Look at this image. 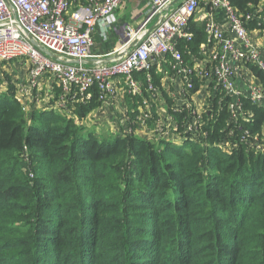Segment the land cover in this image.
Segmentation results:
<instances>
[{"label": "trees", "instance_id": "16d2710c", "mask_svg": "<svg viewBox=\"0 0 264 264\" xmlns=\"http://www.w3.org/2000/svg\"><path fill=\"white\" fill-rule=\"evenodd\" d=\"M229 2L243 20L264 13V0ZM189 32L195 52L205 32ZM13 89L0 91V264H264L263 110L243 100L230 122L224 99L188 132V112L162 108L144 135L100 140L56 95L26 116ZM91 92L69 103L79 119L99 109Z\"/></svg>", "mask_w": 264, "mask_h": 264}, {"label": "built area", "instance_id": "2783aa9c", "mask_svg": "<svg viewBox=\"0 0 264 264\" xmlns=\"http://www.w3.org/2000/svg\"><path fill=\"white\" fill-rule=\"evenodd\" d=\"M125 1L129 0H0V63L26 62L32 85L50 76L67 102H87L95 89L98 102L104 105L114 103L118 95L136 98L143 91L155 95L152 68L167 64L184 81L174 96L180 101L172 109L174 114L188 112L185 125L190 132L201 116L186 101L194 89L186 79L193 70L186 69L178 47L192 40L189 25L203 7L207 36L201 52L207 55L210 69L197 63L194 71L206 80L204 87L223 92L230 122L244 117L243 100L264 111V86L249 80L240 92L236 82L239 69L251 75L253 67L264 74V55L247 29L251 19L264 26L262 16L248 14L243 20L229 0H144L146 13L140 24L115 27L114 13ZM218 12L226 18L224 25L214 18ZM111 31L119 36L115 47L102 54L94 52L96 37L103 45ZM149 118L148 114L137 118L138 126L144 127ZM156 130L162 132L164 124L158 123Z\"/></svg>", "mask_w": 264, "mask_h": 264}, {"label": "rangeland", "instance_id": "374dc122", "mask_svg": "<svg viewBox=\"0 0 264 264\" xmlns=\"http://www.w3.org/2000/svg\"><path fill=\"white\" fill-rule=\"evenodd\" d=\"M262 5L263 3L260 4L259 11L256 12L257 14L261 12ZM250 14L252 13L250 12ZM261 14L262 18H264V13ZM204 15V11H202L200 7L196 11L194 19L198 21L197 19L199 17V23H201L202 26L204 25L203 29L205 30V21L203 20ZM251 20L255 21V19ZM248 26L250 29V32L248 31V35H250L255 40V42L257 41V44L255 43L257 46L260 45V47H264V26L262 25V27H260L258 23L248 24ZM205 36H207L206 33ZM97 40L101 42V39H99L98 36ZM190 42L181 44V51L185 60V67L186 69L193 70L191 78L187 77L186 79L191 81V85L192 87H194V89L195 87L197 89L199 88L200 93H204L203 86L206 83V80H203V78L200 77L201 74H197V71H194V67L191 61L192 58H194L195 63H199L200 65L204 66L206 65L207 69H210V65L205 61L206 54L204 52L191 53L193 50L187 45V43ZM203 45H205V43L200 45L199 50L205 48V46ZM206 46L207 48H209L210 46H212V44L208 43ZM260 50L263 54L264 49ZM169 67L164 70L154 72V86L156 88L155 95L146 96L145 94H143L141 95L142 97L138 96L139 98H137L136 100H134V98L132 97H127L121 100L122 96L118 95L116 97L117 99L114 100V103L113 101L105 103L106 105L100 103L99 109L90 112L83 119H79L73 109L72 110L74 111V114L71 112L72 110H70L69 103L72 106L77 107L76 105L78 104V102H70L71 100L67 102L66 98H64V96H61L63 95V91L54 81H52L50 76L43 77L42 79L38 80L36 84L32 85V83L28 81V64L21 60H19V62L10 61L0 63V91H4L5 89L7 90L9 86H13L14 89L12 92L16 95V97L20 99V101H22V106L26 116H30V112L28 111H31L32 109V111H39L38 109L43 106L47 107L45 109L49 110V107L46 106L45 101L48 99L49 95H56L58 98L55 99V103L61 105L63 108L54 106L55 111L59 112V114L63 113L67 115H74L76 121L79 124L87 127L89 132L98 137V139L109 140L112 139V137L115 135V132L121 131L122 129H125L127 131H133L134 129V133L144 135V132H140L137 123H128L130 115H133V117L137 119L142 117L143 114L153 115L156 112L161 114L162 108H172L175 104L178 103V101H180L175 99L174 96H177L179 94L178 91H180L182 87L177 84L176 80L178 78L176 74L173 73L171 69H169ZM238 72L241 73L240 78L243 81L244 78L242 76H244L245 73L240 69L238 70ZM170 82L174 83L175 85H171ZM237 87L239 88L238 91L240 92L244 90L239 86ZM194 89L192 91H189V95H187L186 101L192 107V109L197 110L199 113H201L202 111L206 110V104L198 105L197 108L193 104H190ZM196 95L197 94H195L194 96ZM48 105L51 106V102ZM133 125H135V128L132 127ZM261 147H264V145Z\"/></svg>", "mask_w": 264, "mask_h": 264}, {"label": "crops", "instance_id": "0c3cea01", "mask_svg": "<svg viewBox=\"0 0 264 264\" xmlns=\"http://www.w3.org/2000/svg\"><path fill=\"white\" fill-rule=\"evenodd\" d=\"M201 8H202V11H204V14H205L206 9L204 10L203 7H201ZM145 13H146V6H145L144 0H129V1H125L117 9V11L114 13V18H115L114 25H115V27H117V26L118 27H122L124 25H129L131 27H136L144 19ZM214 18L217 21V23H219L221 25H224L225 18L222 15L221 12L215 13L214 14ZM204 21H205V19H204ZM191 25H201V23H199V20L196 21V19H193L191 21V24L189 25V27H191ZM247 29L250 32L249 26L247 27ZM118 38H119V36L117 35V33H115L114 31H111V32H109L108 40L102 45V44L99 43V41L97 40V37H96V39H95L96 45L94 46L93 51L96 52V53H98V54H100V53L102 54V52H107V51L113 49L115 47L116 43L119 41ZM252 40L255 42V40L253 38H252ZM180 44H179V47L178 48H179V50L181 52ZM258 47H260V45ZM260 49H264V47H260ZM206 50L208 51V49H206ZM195 52H201V50H199V48H198V50H196ZM195 52L192 51L191 53H195ZM181 54H182V57H183V53L182 52H181ZM263 55H264V53H263ZM205 56L207 57V55H205ZM183 61H184V64H185L184 57H183ZM191 63L193 64V67H195V64H197V63H195L194 58H192ZM168 67H169V65H167V64H164L163 67H153L152 68V71H151L153 81H154V78H155V77H153L154 72L164 70V69H166ZM169 69H170V67H169ZM242 77L244 78L243 81L241 80V78L237 79V81H236L237 82V86H239L241 88H244L245 87V84L248 83L249 80L253 81L252 82L253 84L263 85L260 82V80H258L256 78V76L254 77V74L253 73L251 75H247V74L245 75L244 74V76H242ZM177 78L178 79L176 80V82H177L178 85H180V82H184L183 79H180L178 76H177ZM173 84L174 83H171V85H173ZM207 90H208V92H207ZM195 94H197V95L194 96ZM214 95H215V97H213ZM223 95L224 94H223V92L221 90H219V89H214L213 90L211 88H208L207 85H205V87H204V93H202V92L200 93V89L199 88L195 92H193V95H192L193 97L191 96L192 97V100L190 101V104H193L194 106H196V108H197L198 105H205L206 104L207 106H210L214 102H216L217 104L220 105L224 101V99H225V96L222 97ZM120 96H122V95H120ZM221 97H222V99H221ZM125 98H127V97L126 96H122L121 97V100H123ZM216 98L218 100H216ZM209 103H210V105H209ZM46 106H48V105H46ZM45 108H47V107H45V106L41 107V109L47 110ZM50 109L51 108H49V110ZM32 110L29 111L30 114L33 112ZM38 110L39 111H42L40 109H38ZM263 131H264V129H263Z\"/></svg>", "mask_w": 264, "mask_h": 264}]
</instances>
